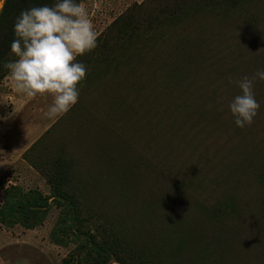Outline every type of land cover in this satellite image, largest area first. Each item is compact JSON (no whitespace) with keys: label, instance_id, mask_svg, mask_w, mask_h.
<instances>
[{"label":"rangeland","instance_id":"1","mask_svg":"<svg viewBox=\"0 0 264 264\" xmlns=\"http://www.w3.org/2000/svg\"><path fill=\"white\" fill-rule=\"evenodd\" d=\"M145 1L77 0L99 42L93 54L76 59L92 56L100 64L91 70L78 60L86 68L78 84L84 90L63 116H45L47 95L13 108L4 83L8 72L0 79V117H6L0 120V203L9 185L35 188L50 202L33 229L0 224V264L19 257L30 264H61L65 258L89 264L95 250L83 232L109 248L104 264H264V81L254 84L260 107L253 125L239 128L227 108L239 90L226 79L264 69V0H183L171 21L159 15L155 26L135 36L134 5H141L143 25L154 22ZM127 30L133 39L119 47V33ZM165 50L181 53L184 69L196 70L206 93V99L200 95L204 103L196 101L197 92L168 101L176 118L194 115L188 119L195 128L219 125L209 154L196 148L188 156L160 153L143 141L135 121L136 112L156 108L125 103L130 79L164 70ZM10 59L8 52L5 61ZM123 62L133 63L134 74L120 70ZM25 155L36 165L61 163L80 204L81 224L71 208L52 201L50 186Z\"/></svg>","mask_w":264,"mask_h":264},{"label":"trees","instance_id":"2","mask_svg":"<svg viewBox=\"0 0 264 264\" xmlns=\"http://www.w3.org/2000/svg\"><path fill=\"white\" fill-rule=\"evenodd\" d=\"M50 1L51 0H5L0 11V64L5 61L6 55L9 52V45L13 39V22L20 11L30 7L48 4ZM145 2L146 4L152 5V12L154 13L152 21L154 22L148 21L146 25H143L146 19L141 11V5H134L135 36L145 33V29L151 25L155 26L159 15L169 22L175 17L178 11L185 7H183L185 4L183 0H171L168 4H161L158 0H146ZM110 28H113V25ZM150 29H153V27ZM119 35V39L122 40L119 47H122L125 43L133 39V34L129 32V30L119 33ZM98 42L99 41H97V43ZM95 48L90 51L92 54ZM165 52V56L163 57L164 60L160 64L164 70L159 71L156 75H154L151 70H149L150 73L143 72L139 74L140 79L138 82H135L134 79H130L128 83L129 87H127L128 89L124 88L129 100L127 102L125 101V103L129 108H156L153 113H151L152 109L145 113L136 112L135 121L138 133L143 141L158 147L160 153H181V156H188L191 154L192 149L196 148L199 150L202 149L203 151H200L204 154H209L210 152L208 151L214 149L215 142L219 139L215 138L213 131V129H217L219 125L213 127L211 130H203L201 127L195 128V126L190 125L193 124V122H190L193 120L188 119L195 116L191 115L183 119L180 117L179 119L176 118L175 115L177 111L174 109L176 107L170 105L171 103L168 101V98H184L190 96L186 92H197L195 93L196 101L204 103L200 95L202 99H206V93H203L201 90L202 86L199 84L197 72L190 68L184 69L183 62L181 61V53L179 51H177L175 55L171 54V51L168 50H165ZM83 59L87 62V66L91 67V70H95L100 64V59H96V57L78 58V60ZM119 67L123 72H131L132 70V74H134L133 63L123 62ZM6 71L7 70L0 68V79L5 75ZM151 73L154 76H149ZM109 75L111 74L107 72L105 78ZM83 90L84 86L81 85V89L79 88L78 100ZM195 108L200 107L196 105ZM254 121L255 119H253V122ZM131 123L134 124V115ZM261 127L264 128V124L263 126L261 125ZM196 129H200L199 134L192 137V133ZM25 158L28 159L32 165H36L27 155H25ZM60 166L61 163L56 160L53 163L48 162V164L44 166L38 164L35 167L50 186L51 196L53 197L52 201L61 208H71L73 220L77 224H81L83 218L80 204L76 194L68 186L67 180L63 178ZM63 179L65 181H63ZM49 207L50 202H48L47 198L37 189L34 188L24 191L15 185H9L6 187L3 201L0 203V224L5 227H12L18 224L24 228L33 229L42 224ZM54 231L55 229L51 230V235H54ZM83 234L90 239L89 241L92 243V248L95 250L94 255H90L89 257V264H104L106 254H109V248L98 245L97 242L92 240L91 235H87L85 232H83ZM74 262L75 260L65 258L62 260L61 264H74ZM79 263L80 262H78V264Z\"/></svg>","mask_w":264,"mask_h":264},{"label":"clouds","instance_id":"3","mask_svg":"<svg viewBox=\"0 0 264 264\" xmlns=\"http://www.w3.org/2000/svg\"><path fill=\"white\" fill-rule=\"evenodd\" d=\"M5 0H0V7ZM13 39L9 52L13 59L0 64L7 70L17 93L28 98L38 95L51 97L45 116L56 119L66 114L79 97V82L86 68L76 57L97 46V36L87 12L77 0H54L48 4L20 11L12 27ZM229 85L239 90L227 108L234 125H251L260 105L255 99L254 84L264 81V69L252 76L234 80L226 77ZM6 117H0V120ZM14 264H30L19 257Z\"/></svg>","mask_w":264,"mask_h":264},{"label":"crops","instance_id":"4","mask_svg":"<svg viewBox=\"0 0 264 264\" xmlns=\"http://www.w3.org/2000/svg\"><path fill=\"white\" fill-rule=\"evenodd\" d=\"M5 85L8 86V92H7V97L10 101V103H12V107L13 108H18L21 105H27L28 107H30L29 105L31 104V98L26 97L23 94L17 93L14 89V87L12 86V83L9 79L6 78L4 80ZM26 103V104H25Z\"/></svg>","mask_w":264,"mask_h":264},{"label":"water","instance_id":"5","mask_svg":"<svg viewBox=\"0 0 264 264\" xmlns=\"http://www.w3.org/2000/svg\"><path fill=\"white\" fill-rule=\"evenodd\" d=\"M0 9H1V7H0Z\"/></svg>","mask_w":264,"mask_h":264}]
</instances>
